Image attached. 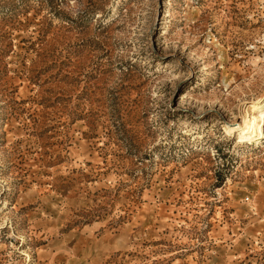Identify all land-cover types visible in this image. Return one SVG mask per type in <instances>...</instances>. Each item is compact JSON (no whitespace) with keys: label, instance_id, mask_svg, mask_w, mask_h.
<instances>
[{"label":"rangeland","instance_id":"rangeland-1","mask_svg":"<svg viewBox=\"0 0 264 264\" xmlns=\"http://www.w3.org/2000/svg\"><path fill=\"white\" fill-rule=\"evenodd\" d=\"M254 105L264 0H0V264H264Z\"/></svg>","mask_w":264,"mask_h":264},{"label":"bare ground","instance_id":"bare-ground-1","mask_svg":"<svg viewBox=\"0 0 264 264\" xmlns=\"http://www.w3.org/2000/svg\"><path fill=\"white\" fill-rule=\"evenodd\" d=\"M258 104V103H257ZM253 113L246 121L244 127L240 129L238 138L240 142L256 141L264 137L262 129L264 125V107L252 106Z\"/></svg>","mask_w":264,"mask_h":264}]
</instances>
